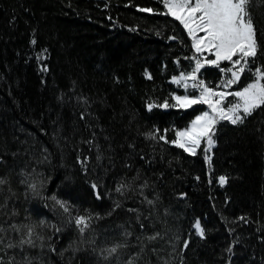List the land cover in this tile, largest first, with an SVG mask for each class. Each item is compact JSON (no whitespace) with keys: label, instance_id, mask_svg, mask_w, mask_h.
Masks as SVG:
<instances>
[{"label":"trees","instance_id":"trees-1","mask_svg":"<svg viewBox=\"0 0 264 264\" xmlns=\"http://www.w3.org/2000/svg\"><path fill=\"white\" fill-rule=\"evenodd\" d=\"M138 7L164 11L158 0H0V224L49 220L48 264H102L98 243L113 237L127 247L106 264H264V109L217 125L210 164L202 149L148 138L175 139L206 107H159L184 94L173 78L197 54L177 20ZM251 12L264 46V6ZM199 77L215 88L221 69ZM52 196L93 217L84 235Z\"/></svg>","mask_w":264,"mask_h":264},{"label":"snow or ice","instance_id":"snow-or-ice-1","mask_svg":"<svg viewBox=\"0 0 264 264\" xmlns=\"http://www.w3.org/2000/svg\"><path fill=\"white\" fill-rule=\"evenodd\" d=\"M162 3L164 11L157 12L150 7H138L137 11L145 13H153L156 15H166L177 20L187 32V35L192 41V48L196 54H202L207 51L213 55L215 59H203L216 67L220 66L221 61H228L231 64L230 68H221L222 72H230L231 78L227 81H222L225 88L237 83L240 76L245 71L253 72V81L248 83L242 90L234 92L217 91L204 85V82L197 81L196 73L203 66L201 62V55H194L191 57L195 61V67L192 72L185 77L182 73L180 77H174L173 82L187 89L188 84L186 80L190 79L193 88L199 89V95H173L171 99L175 101L174 104H169L165 101L159 107H178L190 108L195 104H206L209 111L203 112L192 120L190 126L183 130L175 132V139L168 140L165 134H160L158 131L155 134L149 133L148 138L158 139L164 141L166 144L174 145L178 149L189 156H196L198 150L202 149L204 159L209 164L211 163L212 149L216 146L214 139L216 135L217 125L222 121H227L232 125L243 124L245 119L251 116L255 111L264 109V66L256 67L253 71L251 65L256 63L258 55L264 56V46L260 44L258 39V29L256 27L251 6L253 0H158ZM257 5L264 6V0H256ZM169 39H176V37H169ZM35 40L32 41L35 44ZM235 69V71H233ZM151 79V75L147 76ZM219 87V86H218ZM235 97V101H228L227 97ZM227 104V106H226ZM157 105L150 104L149 111ZM99 159V156L97 157ZM82 166L84 162L81 161ZM226 176L219 177V183L223 186L227 182ZM6 181L0 178V185L5 184ZM127 186L121 184L116 188V192L121 195L124 194V189ZM143 187H147V184ZM32 190L36 191V185H31ZM95 190L98 188L96 183L92 184ZM100 194L97 193V199H100ZM51 199L63 210L64 213L71 216V206L66 202L52 196ZM149 205H153L154 201L147 200ZM119 203L116 207H119ZM130 211H132L130 209ZM99 217H97L98 219ZM81 233L84 235L91 227L93 217L91 215H76L71 217ZM240 219H244L241 217ZM43 223V221H41ZM143 227V225H141ZM12 228L17 232L19 227L12 225ZM196 234L201 238H205V229L201 226L199 220L194 224ZM4 228L0 227V233L4 232ZM56 231H59L57 228ZM34 226L27 227V232L21 237L18 243L9 242L7 248L15 247H35L33 239ZM130 236V232L125 233ZM158 233L147 237L149 241L157 239ZM43 239L42 237H37ZM4 241L0 238V245ZM127 247L126 244H116L112 247L101 250L103 259L108 260L115 256L119 249ZM183 247H188V242L185 241ZM231 252L232 249H227ZM106 253V255H105ZM134 259V258H133ZM133 259L128 261V264H133ZM0 264H4L0 258ZM8 264H12L9 261Z\"/></svg>","mask_w":264,"mask_h":264},{"label":"rangeland","instance_id":"rangeland-1","mask_svg":"<svg viewBox=\"0 0 264 264\" xmlns=\"http://www.w3.org/2000/svg\"><path fill=\"white\" fill-rule=\"evenodd\" d=\"M191 44H192V41H191ZM197 55H201V62L203 64V66L196 73L197 81L202 80L204 82V85L209 87V85L206 83V81L199 77V74L205 68L216 67L212 64L207 63L203 59V57H206L207 60H213V59H215V57L213 55H210L207 51H205L202 54H197ZM223 63L228 64L226 67H223V68H230L231 67V64L228 61H221L220 66H219L220 69L222 68L221 64H223ZM194 67H195V62H194L193 68ZM193 68H192V70H193ZM192 70L188 73H183L185 75V77H187V75L189 73H191ZM233 71H235V69H233ZM247 72H249V71H245L244 73L241 74L240 80L237 83L231 85V87L225 88L224 85L222 84V81H227L228 79H230L231 73L221 71L222 77H221V81L217 84V87H215V88L209 87V88L216 89L217 91H226V92H234V91L242 90L243 88L237 89V87H238V84L240 83V81L244 78L245 74H247ZM180 76L181 75H179L178 77H180ZM252 81H250L249 83H251ZM173 83L176 85V87L178 89L183 91V93H184L183 95H185V94L190 95V96L191 95H199V89L192 87L193 82L190 79L186 80V83L188 84L187 89H185V87H183L184 82H182L180 85H178L175 82H173ZM235 99L236 98L233 96L227 97L228 101H235ZM174 103H175V101H174ZM204 105L206 107L205 111H209L208 106L206 104H204ZM193 106H191V107H193ZM226 106H227V104H226ZM186 109H188V108H186ZM205 111H203V112H205ZM202 113H200L199 115H201ZM211 153H212V151H211ZM211 153H209L210 156H211ZM32 195H35V194H32ZM66 216L69 217L67 214H66ZM71 217H72V215H71ZM12 219L13 218L10 217L5 221L3 220L4 221L3 226L0 224V227H3L5 230L4 232L0 233V238H2L4 241L3 245H0V258L3 259L4 264H8L9 261H12V264H36V263L45 264L46 262L43 259L49 258V256L47 255V253L50 250V248L48 247V242H49L48 235L51 233V231L53 229L51 222L49 220H47L46 218H42L41 214H38L37 211H31L30 214L28 216H26V218L23 222V225L18 224L16 222H10ZM39 219H42L41 221H43V223H41V221H40V223L37 224V220H39ZM9 222H10V224H8ZM12 225L18 226L20 231L17 232L15 229L12 228ZM32 226H34L33 239L35 241V247H29L27 245H24L22 248L19 246L12 248V249L7 248V244L9 242L18 243L19 240L21 239V237L26 234L27 227H32ZM37 237H42L43 239L41 240V239H38ZM74 237H77V234L75 232H74ZM71 239H72V237H71ZM116 239H117V237H113V240H101V242L98 243V246L100 247L98 259L101 260L100 262H102V264H104V263L106 264L107 260L103 259L102 255H101V250L105 249V248H109L110 247V246H108V245H110L109 243H115ZM105 255H106V253H105ZM46 264H48V263H46Z\"/></svg>","mask_w":264,"mask_h":264}]
</instances>
